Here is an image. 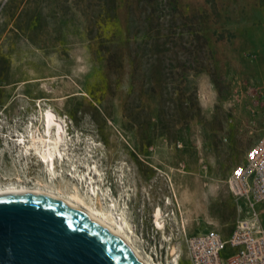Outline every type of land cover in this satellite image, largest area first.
Returning <instances> with one entry per match:
<instances>
[{
  "label": "rangeland",
  "instance_id": "1",
  "mask_svg": "<svg viewBox=\"0 0 264 264\" xmlns=\"http://www.w3.org/2000/svg\"><path fill=\"white\" fill-rule=\"evenodd\" d=\"M262 44L264 0H0V185L76 184L152 261L190 264L188 236L240 216L227 180L264 132ZM48 116L71 144L56 177L16 145Z\"/></svg>",
  "mask_w": 264,
  "mask_h": 264
},
{
  "label": "water",
  "instance_id": "2",
  "mask_svg": "<svg viewBox=\"0 0 264 264\" xmlns=\"http://www.w3.org/2000/svg\"><path fill=\"white\" fill-rule=\"evenodd\" d=\"M80 210L24 188L0 189V264H143Z\"/></svg>",
  "mask_w": 264,
  "mask_h": 264
},
{
  "label": "built area",
  "instance_id": "3",
  "mask_svg": "<svg viewBox=\"0 0 264 264\" xmlns=\"http://www.w3.org/2000/svg\"><path fill=\"white\" fill-rule=\"evenodd\" d=\"M257 140L227 180L240 212L233 230L229 235L212 229L188 236L190 264H264V132ZM227 248L231 254L224 257Z\"/></svg>",
  "mask_w": 264,
  "mask_h": 264
},
{
  "label": "bare ground",
  "instance_id": "4",
  "mask_svg": "<svg viewBox=\"0 0 264 264\" xmlns=\"http://www.w3.org/2000/svg\"><path fill=\"white\" fill-rule=\"evenodd\" d=\"M38 127V126H37ZM44 129V130H43ZM38 127L36 132L33 130V134L31 135V139L29 145H22V143H17L18 148L29 147V151L26 155L33 154V148L36 150L34 154H36L39 158H41V162L43 164H47L46 166V174L56 177V164L58 166L63 164L67 159L64 158L65 150H69L70 142L68 137L65 135L66 128L60 122H57L48 116V124L44 128ZM64 150V151H63ZM24 151V149H23ZM67 154V151H66ZM72 173V177L76 178V174ZM70 176V174H68ZM58 177V176H57ZM2 182L5 181L4 176H0ZM16 179V178H15ZM19 180V181H18ZM15 182L9 181L7 184H1L0 189L2 188H10V187H19L24 188L36 192H40L45 196L56 198L77 210H80L87 215L89 218H92L104 226L109 228L116 236L122 239L131 251L137 256V258L143 264H158L152 261L150 257H147L142 253L140 247L136 244L134 238L128 230L125 228V225L122 221H119L111 216H107L106 214L97 213L93 210V208L87 203L86 199L83 197L82 192L80 191V187L76 184H73V191L66 193L62 191L60 188H56L50 186L48 184H44L43 182L36 183V185H29L23 179H18ZM78 180V179H77ZM82 181V178L80 179ZM79 180V181H80ZM5 183V182H4ZM49 183V182H48ZM80 183V182H79ZM84 181H82L83 185ZM54 184V183H53ZM79 185V184H78ZM161 211L157 213V222L161 226ZM177 261V260H175Z\"/></svg>",
  "mask_w": 264,
  "mask_h": 264
},
{
  "label": "crops",
  "instance_id": "5",
  "mask_svg": "<svg viewBox=\"0 0 264 264\" xmlns=\"http://www.w3.org/2000/svg\"><path fill=\"white\" fill-rule=\"evenodd\" d=\"M262 52V54H261V59L262 60H264V44H262V48L260 49ZM263 69H264V67H263ZM261 208H264V205H261ZM263 218H264V213H263Z\"/></svg>",
  "mask_w": 264,
  "mask_h": 264
}]
</instances>
